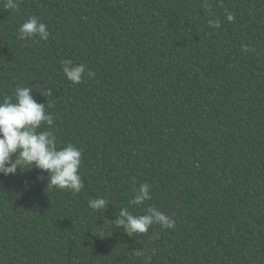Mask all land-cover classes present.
<instances>
[{
	"label": "trees",
	"instance_id": "obj_1",
	"mask_svg": "<svg viewBox=\"0 0 264 264\" xmlns=\"http://www.w3.org/2000/svg\"><path fill=\"white\" fill-rule=\"evenodd\" d=\"M3 4L0 101L31 87L54 119L40 130L82 149L84 187H49L35 168L0 175V264H264V0ZM30 16L48 40L20 39ZM66 59L95 75L69 82ZM143 183L151 200L130 205ZM147 206L175 228L116 226L122 208Z\"/></svg>",
	"mask_w": 264,
	"mask_h": 264
},
{
	"label": "clouds",
	"instance_id": "obj_2",
	"mask_svg": "<svg viewBox=\"0 0 264 264\" xmlns=\"http://www.w3.org/2000/svg\"><path fill=\"white\" fill-rule=\"evenodd\" d=\"M3 6L7 10H15L18 0H4ZM226 19L231 22L235 17L228 13ZM220 23L218 19L210 21L214 28H218ZM18 32L22 40L39 38L46 41L50 35L47 24L36 16H30L22 23ZM242 51L247 53L251 49L244 46ZM61 68L66 79L73 84L81 83L85 74L89 78L95 75L90 69L86 72L84 64H74L71 59L61 61ZM31 92L29 86H17L12 97L6 96L0 101V175H15L18 169L35 168L47 173V186L68 190L74 195L80 193L84 187L80 174L82 149L72 144L58 147L52 131L40 130L42 125L51 129L54 119L46 112L45 103H38ZM50 94V89L42 92L45 97ZM151 198L149 185L143 183L129 204L140 206ZM108 205L105 198L88 201V206L94 211L104 212ZM115 224L129 237L147 233L154 224L165 229H174L176 226L172 217L153 206L145 207L142 215H133L127 207L122 208L115 218Z\"/></svg>",
	"mask_w": 264,
	"mask_h": 264
}]
</instances>
